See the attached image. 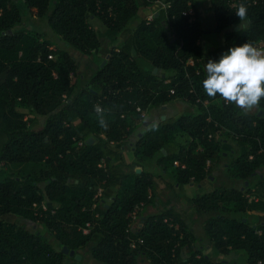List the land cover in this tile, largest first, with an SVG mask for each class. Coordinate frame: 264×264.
<instances>
[{
    "label": "trees",
    "instance_id": "trees-1",
    "mask_svg": "<svg viewBox=\"0 0 264 264\" xmlns=\"http://www.w3.org/2000/svg\"><path fill=\"white\" fill-rule=\"evenodd\" d=\"M161 1L0 0V136H6L0 149V264H81L63 248L79 254L89 244L101 264H230L189 253L195 241L189 214L175 211L171 200L164 211L145 212L150 193H161L157 179L179 199L176 188L201 184L226 160L230 186L188 205L208 214L204 229L219 255L231 248L244 251L245 264H264V225L247 219L249 211L264 210V99L245 114L219 95L209 97L202 64L246 42L262 43L264 50V0L247 8L240 27L232 0H164L162 12L132 26L140 9ZM19 3L98 69L88 79L79 74L69 49L28 28ZM210 13L214 33L222 35L213 48L204 44L203 19ZM97 25L108 40L104 57ZM174 101L196 110L137 134L143 113ZM95 105L105 110L106 128ZM224 136L245 152H227ZM132 138L134 159L126 163L123 148ZM153 161L159 174L147 167ZM256 181L260 201L249 202ZM139 207V226L132 229ZM6 215L38 229L5 222ZM87 224L91 230L84 234Z\"/></svg>",
    "mask_w": 264,
    "mask_h": 264
},
{
    "label": "crops",
    "instance_id": "crops-1",
    "mask_svg": "<svg viewBox=\"0 0 264 264\" xmlns=\"http://www.w3.org/2000/svg\"><path fill=\"white\" fill-rule=\"evenodd\" d=\"M163 1L164 0H162L161 2H158L151 8H147L148 13L145 15L146 17L144 16V19H147V17L149 16H157L160 12H162V10H164L165 8V4L163 3ZM194 1L196 2V0ZM197 3L200 4L201 2L199 1ZM210 17L211 16L208 15L206 18H204L205 20L203 22L205 23ZM137 25L138 23L134 26L132 24L133 27H136ZM210 25L212 26V23H210ZM214 30H215V27H214ZM216 37L217 39L218 37H220V39L218 40H222V35H216ZM204 44H206L209 48H213L214 41H210L209 43L208 41L205 40ZM101 56L104 57L102 53H101ZM206 61L207 59L202 60V64L204 67H205V64L207 63ZM178 103H183L178 107V109L181 110L183 113L184 112L194 113L196 110L195 107L190 106L186 102L178 101ZM250 113H253V111H251ZM144 114H145V120L143 121L142 124L138 125L139 129H138L137 134H140V135L142 133L141 131L144 132L161 123H165L167 121L171 122L177 119L176 110L175 109L169 110L167 107L152 109V110L145 112ZM262 115H264V112H262ZM141 127L143 128V130H141ZM224 137H225V140L223 143V148L227 152H231L232 155H235L237 152H242V153L245 152L246 148L244 145L240 143H235L233 139L229 138L228 136H224ZM134 144H135V140L133 138L125 142V146L123 148L124 150L123 154L124 156L127 155L130 157V161L126 163H131L132 160L134 159V154H133L134 151L132 148ZM228 162L229 160L224 161V163L222 164V167H220V170L215 171L213 176L209 177L207 180L203 181L201 184H195L194 182H191L189 185L185 186L187 188V194L189 195L186 198L193 199L203 194L212 192L218 188L230 186L232 181L229 178V176L225 174V169H226V166H228ZM155 165L157 164L155 163ZM147 167L148 169H150V167L152 168L150 164H147ZM262 172H264V169L262 170ZM237 185H238V182H237ZM246 186H248V184ZM242 191H244V188L242 189ZM258 191H259V183L256 181L254 183V187L251 189V192L247 195V197L249 198V202H259L260 201L261 193ZM232 206L233 205H230L229 207L232 208ZM189 211L191 213L189 214V220H190L189 227L192 233L195 235V241L192 246L193 249H192V252H189L190 254L196 253V254H200V255L202 254L205 256L219 257L225 263H230V264H245L244 251H232L231 248H228L225 253H221L219 255L217 253V249L214 247L213 242L207 238L206 232L204 229V224H205V221L208 219V214H199L198 212H196L195 210L191 208H189ZM145 212L146 214H149L147 211V208L145 209ZM247 219L254 226H259L260 224L264 225V210L249 211L247 214ZM247 219H245V221Z\"/></svg>",
    "mask_w": 264,
    "mask_h": 264
},
{
    "label": "clouds",
    "instance_id": "clouds-1",
    "mask_svg": "<svg viewBox=\"0 0 264 264\" xmlns=\"http://www.w3.org/2000/svg\"><path fill=\"white\" fill-rule=\"evenodd\" d=\"M235 14L240 27L247 20L246 6L241 4ZM205 71L203 88L209 97L219 95L226 104H235L245 114L260 107L264 99V50L248 42L231 47L218 61L208 60ZM94 110L100 126L106 128L105 110L100 105H95Z\"/></svg>",
    "mask_w": 264,
    "mask_h": 264
},
{
    "label": "rangeland",
    "instance_id": "rangeland-1",
    "mask_svg": "<svg viewBox=\"0 0 264 264\" xmlns=\"http://www.w3.org/2000/svg\"><path fill=\"white\" fill-rule=\"evenodd\" d=\"M15 1H20V0H15ZM199 1L202 3V2H205L207 0H196V2H199ZM19 7L21 8L22 13L24 14L25 22H26L29 29H31L32 31H35V32L42 33L47 40L54 42L60 48L69 49L71 55L77 59L78 66H79V74H82L85 77V79H88L92 75V73L98 69V67H99L98 64H95L89 58L84 57L80 52L73 50L71 48H67L65 46L63 40L61 39V37L58 36V34L55 33L51 29V27L49 26V24L46 21H43V20H40V19H37L35 17L30 16V14L27 12V10L25 9V6L22 3H19ZM147 13H148L147 8L144 7L142 9H140L138 18H137V20H135V22H133V26L138 23L139 19L144 18V16ZM209 16H211V17L205 23L203 22V27L207 32L206 41H208L210 43V41H216V40L220 39V37H218V39H217V37H216L217 34L214 33L215 22H214L213 14L210 13ZM148 18H150V16L147 17V20H148ZM204 20L205 19H203V21ZM210 23H212V26L210 25ZM95 28L98 30V32L100 34V40H101V43L103 45V50L101 53L105 56L107 53L106 49L108 48V40L103 35L104 28L101 25H97V26H95ZM212 38H214V39H212ZM206 62H208V60ZM181 104H183V103H178V101H176V102L174 101V102H171L170 104H168L166 106L169 110H173V109L176 110L177 119L179 117H181L183 114L184 115L186 114V112L183 113L181 110L178 109V107ZM252 111L255 112V109H253ZM141 130H143L142 127H141ZM141 132H143V131H141ZM5 141H6V136L1 135L0 136V149L2 148L3 143ZM124 160H125V162H128V161H130V157L125 155ZM150 165L152 166V168L150 167L152 172H154L155 174L160 173V171H161L160 167L155 165V161L150 163ZM157 182H158V189L161 190V193L159 192L157 195H154V193H150L149 196H150L152 201L146 207L149 214H155V213H159L161 211H164L165 205L167 204V200H171V202H172L171 206L175 208V211H177V212L185 211V212H187V214H191L189 211L190 206L188 205L190 199L186 198L187 196H189L187 194V188L186 187H184L182 191H180L178 188H176L175 192L177 194L181 195L180 198L178 199V198H174L172 196L171 190H168L165 187V184L163 182H161L158 179H157ZM195 195H197V194H195ZM141 208L142 207H139L137 209L136 219H134L132 222V229H135L136 227L139 226L138 215L141 211ZM3 220L5 222H8V223H16L18 225H26L29 230L38 229L31 222H27V221L23 220L22 218H20L19 216H16V215H6L3 217ZM187 222L190 224L189 219ZM44 235H45V237H49V235L46 232H44ZM91 247H92V245L89 244V245H87V247L85 249H83L79 252V255L82 256V260L79 263H81V264H101V263H98L92 259L91 255H90ZM139 264H149V263L145 259H141Z\"/></svg>",
    "mask_w": 264,
    "mask_h": 264
},
{
    "label": "built area",
    "instance_id": "built-area-1",
    "mask_svg": "<svg viewBox=\"0 0 264 264\" xmlns=\"http://www.w3.org/2000/svg\"><path fill=\"white\" fill-rule=\"evenodd\" d=\"M257 2H258V0H232V2L230 4V8L232 10L237 11L238 10V7L241 4H244L246 6V8H248V7H251L253 5H256ZM189 14L192 15L193 14V11H189ZM185 15H187V13H185ZM152 18H153V16H150V18H148V20H152ZM190 21H192V20H190ZM262 46H263V44L261 43L257 48L260 49V47H262ZM50 58H52V56H50ZM199 102H200V100L198 99L197 100V103H199ZM209 104L210 103L208 101L204 102V105L205 106H208ZM139 110L140 109H138V111ZM142 116H143V119H144L145 118V114L143 113ZM43 208H44V210H46V207L44 205H43ZM136 213H137V211L131 216L132 220L136 219V215H137ZM90 230H91V224H87L86 227L83 229V233L84 234H88L90 232ZM132 246H134V245H132Z\"/></svg>",
    "mask_w": 264,
    "mask_h": 264
},
{
    "label": "water",
    "instance_id": "water-1",
    "mask_svg": "<svg viewBox=\"0 0 264 264\" xmlns=\"http://www.w3.org/2000/svg\"><path fill=\"white\" fill-rule=\"evenodd\" d=\"M135 53V52H134ZM106 64V61L103 62L102 67ZM155 73L157 72V69H155L154 71ZM260 115H262V112H260ZM88 143H93L92 139H89ZM63 253L65 255H69L70 257H74L78 262H80L82 260V256H80L79 254H76L75 251H70L68 248L64 247L63 248Z\"/></svg>",
    "mask_w": 264,
    "mask_h": 264
}]
</instances>
